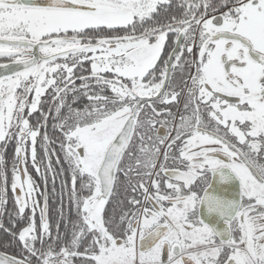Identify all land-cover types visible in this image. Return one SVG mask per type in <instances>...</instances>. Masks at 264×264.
Wrapping results in <instances>:
<instances>
[{
  "label": "snow or ice",
  "instance_id": "obj_1",
  "mask_svg": "<svg viewBox=\"0 0 264 264\" xmlns=\"http://www.w3.org/2000/svg\"><path fill=\"white\" fill-rule=\"evenodd\" d=\"M0 264H264V0H0Z\"/></svg>",
  "mask_w": 264,
  "mask_h": 264
},
{
  "label": "flooded vegetation",
  "instance_id": "obj_2",
  "mask_svg": "<svg viewBox=\"0 0 264 264\" xmlns=\"http://www.w3.org/2000/svg\"><path fill=\"white\" fill-rule=\"evenodd\" d=\"M6 60L4 58H0V63H4Z\"/></svg>",
  "mask_w": 264,
  "mask_h": 264
}]
</instances>
